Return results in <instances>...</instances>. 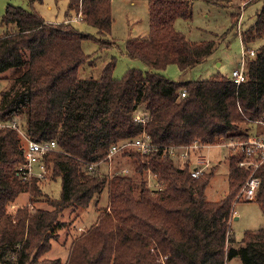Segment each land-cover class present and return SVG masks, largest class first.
<instances>
[{
    "label": "trees",
    "instance_id": "1",
    "mask_svg": "<svg viewBox=\"0 0 264 264\" xmlns=\"http://www.w3.org/2000/svg\"><path fill=\"white\" fill-rule=\"evenodd\" d=\"M194 1L149 0V36L125 44V54L147 71L130 68L122 78L114 75L115 57L98 78L79 73L91 58L84 41H95L101 50L117 46L111 38V0L70 1L67 18L81 12L98 36L68 20L50 23L33 10L6 8L0 75L9 74V87L0 92V121L19 123L25 117L31 139L57 142L59 151L49 153L46 162L62 190L59 198L45 199L48 208L9 213L21 194L42 193L38 180L24 182L17 175L23 162L18 131L0 129V264H226L234 258L264 264V227L247 231L239 246L230 229L234 196L252 172L240 166L246 154L229 158L228 194L211 202L206 190L214 168L193 178L192 163L177 166L169 153L195 144H246L252 139L248 126L264 123V44L248 57L246 81L239 86L225 76L182 82L161 73L170 65L192 69L217 49L215 41L193 42L176 28L179 19L192 20ZM202 1L226 7L234 0ZM260 2L255 23L241 32L247 53L264 39V0L252 1ZM140 112L145 123L136 121ZM144 133L157 149L124 153L137 160V177L101 175L93 167L113 145ZM147 172L160 187L148 186ZM254 177L260 186L252 201L264 214V163ZM105 191L108 203L100 206ZM92 203L97 220L75 239L66 262L49 258L64 211Z\"/></svg>",
    "mask_w": 264,
    "mask_h": 264
},
{
    "label": "rangeland",
    "instance_id": "2",
    "mask_svg": "<svg viewBox=\"0 0 264 264\" xmlns=\"http://www.w3.org/2000/svg\"><path fill=\"white\" fill-rule=\"evenodd\" d=\"M70 1L43 0V2L32 4L28 0H0V21L6 8L12 5L33 10L50 23H63L68 20L81 32L98 36L97 29L83 21L81 12L72 11V16L70 15V18H67ZM252 1L234 0L226 7L202 0L194 1L192 20L179 19L176 28L193 42L215 41L217 49L204 62L192 69L184 72L176 65H170L161 73L171 80L182 82L210 80L216 76L231 78L232 72L235 69H240L245 59V48L241 39V32L255 23L257 13L263 8L261 2L252 3ZM111 4L113 16L111 38L117 43V46L101 50L95 41H84L82 44L83 50L87 55H91V58L85 65L81 66L79 71L81 78L100 77L103 69L111 62L113 57L116 58L114 75L117 78H122L130 68L147 71L144 63L140 60L131 59L125 54V44L130 39L147 38L149 36V0H111ZM2 32H4V28L0 27V33ZM263 44L264 39L250 45V48L256 51ZM7 75L9 74L3 76L6 79L0 75V92L9 87ZM19 124V128L27 132L25 117L19 121ZM248 127L252 138L264 136L263 122L253 123ZM240 145L241 142L221 141L209 148L204 147L199 153L193 151L190 158H184V151L181 150L173 159L177 166H183L186 162L194 165L197 162V155L209 160L210 164H208L209 167L206 171L214 168V176L207 187L206 197L208 201L217 202L228 194L229 158L240 153L241 150L238 147ZM131 151L137 152L136 150H130L129 152ZM136 161L134 157L119 153L115 155L113 160L102 162L95 168L101 175L121 174L137 177ZM125 169L128 170L127 174L124 172ZM49 170L50 172L42 179L32 177L24 181L19 176L24 182L38 180L42 194L37 195L35 198H31L29 193L21 194L15 202L8 206L9 213L15 214L22 208H27L30 211L38 208H48L45 199H55L61 196V181L53 178L52 165H50ZM146 175L148 186L151 189L160 187L150 172H147ZM242 191L243 187L234 196L236 203L230 218V229L238 246L247 231H256L264 227V214L260 205L254 202L255 199L246 202L248 200L245 199ZM100 200V206L107 205V191L103 193ZM97 216L95 203H92L88 209L69 208L65 210L60 218L64 226L57 232L58 238L53 241L52 250L49 252L48 257L60 258L65 263L75 239L95 224ZM226 264H242V262L240 258H234L227 261Z\"/></svg>",
    "mask_w": 264,
    "mask_h": 264
},
{
    "label": "built area",
    "instance_id": "3",
    "mask_svg": "<svg viewBox=\"0 0 264 264\" xmlns=\"http://www.w3.org/2000/svg\"><path fill=\"white\" fill-rule=\"evenodd\" d=\"M255 50H251L248 53L245 52V59L241 65L240 69H235L232 72L231 79L239 86L240 84L246 81L245 69H246V61L248 57H254ZM182 97H185V92L181 94ZM136 121L145 123V119L141 117V112L137 114ZM3 128H13L18 131L19 137L21 139V148L23 151V162L18 166V176H20L24 181L28 180L32 177L44 178L49 172V165L46 162V156L52 152H58V144L55 140L52 141H35L30 138L27 132L22 131L19 128L18 122H3L0 121V129ZM204 147L200 144H195L190 147H185L182 149L171 148L169 151L170 155L174 157L179 151H184V158L191 156V153L195 151L199 153L201 149ZM241 150L240 152H244L247 156V159L240 162L241 167H247L251 169V175L243 186L244 197L246 200H254L257 197V190L260 186V179L254 177V173L259 168L260 165L264 163V136H258L252 138L251 141L244 144L241 143L238 146ZM157 149V146L151 142V137L148 134H142L136 139L127 140L121 142L119 144H115L111 147L109 154L105 158V161H111L115 157V155L119 153H125L130 150H136L140 152L142 155L149 154L151 151ZM197 162L193 165L192 168V177L199 178L204 171L209 167V160H207L203 156H196ZM98 165H93V167ZM124 172L127 174L128 170L125 169Z\"/></svg>",
    "mask_w": 264,
    "mask_h": 264
},
{
    "label": "crops",
    "instance_id": "4",
    "mask_svg": "<svg viewBox=\"0 0 264 264\" xmlns=\"http://www.w3.org/2000/svg\"><path fill=\"white\" fill-rule=\"evenodd\" d=\"M211 147V146H210ZM207 148H209V147H207ZM237 219V218H236Z\"/></svg>",
    "mask_w": 264,
    "mask_h": 264
}]
</instances>
